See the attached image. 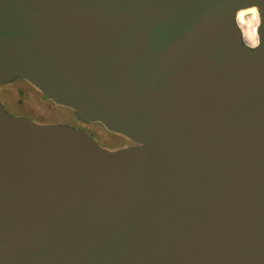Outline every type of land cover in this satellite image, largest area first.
Wrapping results in <instances>:
<instances>
[{
	"label": "water",
	"instance_id": "95a60500",
	"mask_svg": "<svg viewBox=\"0 0 264 264\" xmlns=\"http://www.w3.org/2000/svg\"><path fill=\"white\" fill-rule=\"evenodd\" d=\"M9 86L0 264H264V0H0Z\"/></svg>",
	"mask_w": 264,
	"mask_h": 264
},
{
	"label": "rangeland",
	"instance_id": "374dc122",
	"mask_svg": "<svg viewBox=\"0 0 264 264\" xmlns=\"http://www.w3.org/2000/svg\"><path fill=\"white\" fill-rule=\"evenodd\" d=\"M0 93L4 97L10 96L12 98L13 103L18 106V108H23L29 113L38 115L44 120L53 121L56 119H66L69 117V114L66 111H58L55 107L42 103L39 100L38 95L31 88L9 86L4 89H1ZM52 111L55 113H53ZM107 137L113 138L110 135H108ZM102 141L106 143V141ZM106 144L112 147H119L122 145V142L109 141Z\"/></svg>",
	"mask_w": 264,
	"mask_h": 264
},
{
	"label": "bare ground",
	"instance_id": "6f19581e",
	"mask_svg": "<svg viewBox=\"0 0 264 264\" xmlns=\"http://www.w3.org/2000/svg\"><path fill=\"white\" fill-rule=\"evenodd\" d=\"M250 12L252 10L241 12L238 16V24L243 32L244 41L249 45H253L255 43V19L247 16Z\"/></svg>",
	"mask_w": 264,
	"mask_h": 264
}]
</instances>
